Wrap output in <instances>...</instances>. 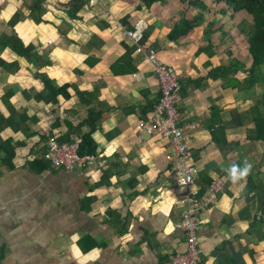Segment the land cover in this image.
I'll return each instance as SVG.
<instances>
[{
    "label": "crops",
    "instance_id": "0c3cea01",
    "mask_svg": "<svg viewBox=\"0 0 264 264\" xmlns=\"http://www.w3.org/2000/svg\"><path fill=\"white\" fill-rule=\"evenodd\" d=\"M74 1L0 0V264H171L186 252V190L165 158L173 146L135 127L160 96L152 64L125 35L139 22L140 44L177 74L195 188L204 195L223 182L199 213V264H264V141L250 138L253 98L237 87L243 74L209 76L228 51L245 67L248 57L218 32L206 38L205 25L169 40L179 0L149 9L84 0L77 12ZM45 80L67 84L68 96H52ZM92 125L104 166L67 170L42 159L49 136L76 142ZM244 160L251 173L232 183L223 169Z\"/></svg>",
    "mask_w": 264,
    "mask_h": 264
},
{
    "label": "built area",
    "instance_id": "2783aa9c",
    "mask_svg": "<svg viewBox=\"0 0 264 264\" xmlns=\"http://www.w3.org/2000/svg\"><path fill=\"white\" fill-rule=\"evenodd\" d=\"M95 0H91L94 2ZM145 24L139 22L125 35L134 43L138 52L145 55L153 66V72L160 87V96L147 120L138 121L136 129L146 134H157L173 146V152H167L165 158L172 163L171 173L178 186L185 188L186 193L178 200L185 207L183 212V228L186 232V252L175 256L171 264H199L200 251L197 248L196 232L198 230L199 213L216 202L217 194L222 190L221 178H216L206 189L205 194H200L194 186L195 167L190 162L188 138L183 128L177 124L176 106L180 101V86L174 68L160 62L152 49H146L140 44ZM78 143L59 142L49 136L45 142V150L41 157L52 167L67 170L82 168L89 162H97L100 166L106 163L104 153L78 152Z\"/></svg>",
    "mask_w": 264,
    "mask_h": 264
},
{
    "label": "trees",
    "instance_id": "16d2710c",
    "mask_svg": "<svg viewBox=\"0 0 264 264\" xmlns=\"http://www.w3.org/2000/svg\"><path fill=\"white\" fill-rule=\"evenodd\" d=\"M140 3L139 8L149 9L156 3L165 4L166 0H140ZM179 3L184 10L181 11L178 22L171 27L168 33L169 40L175 41L185 37L202 25H205L204 33L208 39L214 32H218L221 35L220 41H229L237 45V37H241V42L245 44L244 49L249 65L245 67L243 62L233 56V51H228L227 53L230 56L228 64L211 69L209 76L211 78H228L229 76H235L237 73L243 74V78L239 81L237 87L244 95H255L253 105L249 108V114L254 124L250 138L264 141V0H179ZM84 4V0H75L73 7L75 6L77 12ZM237 14L245 15L248 17L249 22L246 23L245 19L242 18L238 22L233 21L236 19ZM230 31L236 33L232 34ZM147 35L148 31H145L143 36L146 37ZM211 47L210 43L206 46L208 49ZM17 52L21 55L26 53L19 49ZM44 86L52 96L56 92L68 96L67 84L53 86L45 80ZM84 95L80 92L82 98ZM94 121L97 122L96 119ZM8 124L12 126L11 122H8ZM91 127L87 132H80L78 143L80 154L98 152L97 143L93 138L95 125ZM8 153L12 155L11 152Z\"/></svg>",
    "mask_w": 264,
    "mask_h": 264
},
{
    "label": "clouds",
    "instance_id": "9594fccd",
    "mask_svg": "<svg viewBox=\"0 0 264 264\" xmlns=\"http://www.w3.org/2000/svg\"><path fill=\"white\" fill-rule=\"evenodd\" d=\"M252 163L248 160H244L242 163H232L223 170L226 172L228 179L232 183H239L246 179L251 173Z\"/></svg>",
    "mask_w": 264,
    "mask_h": 264
},
{
    "label": "rangeland",
    "instance_id": "374dc122",
    "mask_svg": "<svg viewBox=\"0 0 264 264\" xmlns=\"http://www.w3.org/2000/svg\"><path fill=\"white\" fill-rule=\"evenodd\" d=\"M240 15V14H239ZM238 14L236 15V19L235 20H233V21H239V19L240 18H242V19H245V21H246V23H248L249 22V20H248V17H246L245 15H240L239 16ZM236 32L235 31H233L232 32V34H235ZM237 45H236V48H235V52H236V54H237V56L239 57V58H242L243 56H245L246 55V52H245V44L243 43V42H241V37L240 36H238L237 37ZM228 44V43H227ZM252 98H253V100L255 99V95H252Z\"/></svg>",
    "mask_w": 264,
    "mask_h": 264
}]
</instances>
